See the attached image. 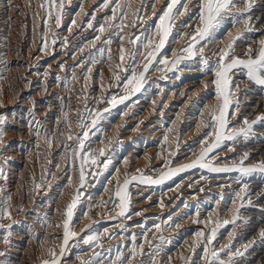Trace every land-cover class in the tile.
I'll return each mask as SVG.
<instances>
[{
	"label": "bare ground",
	"instance_id": "bare-ground-1",
	"mask_svg": "<svg viewBox=\"0 0 264 264\" xmlns=\"http://www.w3.org/2000/svg\"><path fill=\"white\" fill-rule=\"evenodd\" d=\"M193 1H195V4H198L200 2V0H187V8L189 10L184 11V14L178 16L176 18V20L174 21L175 23L176 22L179 23L178 26H181L185 22H187L188 27H182L181 26V33H183L184 35L178 41H175V40H173V37L177 34L176 29L174 32H172V35H170L168 38L169 45L166 44L165 47L161 50V53L157 56V63L160 59H162L163 57L166 56L170 62L168 66H170L169 68H171L172 62H174L177 58L176 56H173V54H172L173 50L179 54L181 48L183 46H185L186 42L188 41L189 35L194 34V28L197 26L202 27V25L198 24V20H197L198 8L194 7L193 5L190 6L193 3ZM242 1H244V0H242ZM245 1L246 2L252 1L256 5V7H259V8H256L258 10H256V12H254V16H252L251 19H252V22L254 23L253 26L255 27V29H253L254 27L252 28L253 29L252 31H254V30L260 31L262 26L259 25L260 24L259 23L258 24L259 26L256 27L255 21L259 20L262 16V10L261 9L263 7L262 8L260 7L261 0H245ZM113 2H114V0H108V7H106V8L99 7L103 3H105V0H103V2L100 3L94 9H92L93 5L89 9H86L85 8L86 6H85L84 7L85 9L83 11H80L81 9H79L80 12H78L79 16H78V20H77L76 24L73 25L72 23H68L69 25L65 28V26H66L65 25L66 22H65L62 27L59 26L60 28L55 33V35H57V38L64 36L65 39H70L72 41V43L79 44V46H81L82 41H83L82 36L85 33H88V30H86V29H89L87 27V23L89 22L90 18L92 16H94L95 19L91 20L90 22L92 24L95 23V29L93 30V32H90L91 34H89V35H92V36L94 35L95 37L99 36L100 37V39L98 40L99 44L97 45L94 43V45H93L92 42L95 39V37H94L93 40L87 42L85 45H87L88 43H92V45H93L92 47L95 48L94 52H97L99 50H103L102 53H104L103 54L104 59L103 60L101 59L102 61H98L97 63H95V65L91 61L92 65H94V66L91 68L92 69L90 72L91 75L88 77V79L86 78L87 81L90 82V84H91V91H89L91 97L94 99L95 98L99 99V100L97 99L98 102L95 106L96 107L95 110H97L98 113L103 114L102 116H104V118L102 121V126L96 128V129H92L89 126L88 128L84 129V131H87L88 133H89V131H92V134L89 135V136H91L90 141L92 140V142H90L88 144V146L84 152L87 153L90 151L93 155H97L99 153V151L101 149H103L105 152V155L103 157H98V160L101 163L98 166L93 167V168H96L94 170L91 169L92 167L86 168L85 169V175L89 174L90 178L92 176L96 175V177H97L96 178V184L97 185L100 184L101 180H103L106 175H109V177L106 180V183H105V186L103 187V190L100 192V195H98V196H97V193H95L96 191H98V188H95V187L88 190L89 192H87V193L84 192V190L80 191L82 193L81 196L84 197L86 195L85 196L86 201L90 200V198H92V197H95L96 201L98 202L97 203L98 205H96L95 208L93 207L89 213L88 218H90V219H88V220H90V222L82 223V225L79 224L81 226L80 232L84 235V240L87 239V237L90 235H93V236L98 235L99 239H98V241H93L90 244H85L86 249L88 248V250L85 249L86 253L81 252V254H78L75 257L77 259H79V261L80 260L90 261L91 264L95 261H96V263L98 262L97 264H99V261H100V264H124L125 261H127V264H204L206 262L204 260L205 258H204V251H203L205 246H207L210 249L211 246H214V244L212 245V243L215 240H218L217 243L215 244V247H213V249H215L216 251L219 249V253L222 255V254H226V252L228 253V251L226 250L227 249L226 246L228 245V241L232 237L231 234L232 235L237 234V236L239 237L238 241H242L243 237H247L248 232L245 231L247 228H244V227H246L248 224L246 226H242L243 227L242 229L238 228V230H234V231H232V229H235L236 227L230 228L231 229V233H229L231 236V237L229 236L230 239L228 236H226L224 234L217 235L218 228L221 227V226H219V227L217 226V222H219L220 225L224 224V221H228L227 224H229V223L232 224V223L238 222L237 217H239V216H237V214H234L236 212V211L234 212V210L236 208L235 209L233 208L235 206V204H237L238 201L237 200L234 201V199H235L234 196L237 192H241L243 189H240V187H242L241 186L242 184L240 185L238 191H237V189H235L236 185H237V182H236L237 180H233V181L228 180L231 177L226 178L227 176L225 177L222 174V172H212V173H218L219 175L213 174L214 176H211L210 179H207V178H204L203 175L201 176L199 174L200 176L199 175L197 176V174H195V176H193V178H191L189 175V176L184 177L180 180H177V182L176 181L172 182V180L170 178V179L165 180L161 184H146V183H139L137 181H132L129 184V187L127 189V196H128V199L126 201L127 208L124 211L123 215H120L121 207L119 206V199L117 197H115L113 195V193H114V191H116L118 186H122L124 184L125 179L131 180L132 176H139L141 172H143V174L146 176H151L153 179H158L161 175L167 173L170 169L183 167L184 165L191 164L194 160L197 159V157L199 156V154L203 150V147H202L203 143H200V140H199L201 138L200 135L203 134L202 135V137H203L204 133L209 131V129L203 127L202 125L201 126H198V125H200V121H204L205 123H207L209 121V115H208L209 110L214 108V107L218 109L222 103V101H220L216 98V96H215V85L211 83V81H213L215 79V75H212V74H211L212 76L205 75L202 79L200 78L201 80H196V78L199 77L201 70L199 68L198 69L195 68V66L193 65V61L195 60V58L193 61H192V59L191 60L184 59L179 65H177L174 69H172L170 71L161 70L164 68V65H162L160 63L152 64L150 66L149 72H148V74L149 73L150 74L146 76V79L144 81V86L140 92L135 93V94H131L130 99L125 100L124 103H118L117 102L115 106H113L110 103H107V101L113 95L116 96L117 101H119L122 96L126 95V93L122 90V84L125 81V77L129 75V72L122 71L121 68H128V66L130 64L135 63L136 61L140 60V58L138 59V56L141 55V53L147 52V50L144 52V49H146V48L142 47L145 36H147L148 39L153 40V41L155 38H157L153 27H150V26H153L154 24L158 23V19H156V17H158L160 15L161 10L166 6L168 0H117L114 4H113ZM81 3L82 2H80V4ZM97 3L98 2H96L95 4H97ZM116 3H119L120 7L116 8V13H115L116 19L113 20V19H111L112 15H113L112 9L116 6ZM180 3L182 4L181 0H180ZM153 4H155V9H153ZM251 4H253V3H251ZM89 5H90V3H89ZM243 5L246 6L247 4H243ZM81 6H83V4ZM177 8H180V4L177 5ZM90 9H92V10H90ZM236 9H237V7H236ZM106 10L108 13H105ZM181 10H183V9H181ZM125 12L127 13V15L122 16V13H125ZM193 12H194L193 16H195V17L194 18L192 17L190 19V21H188V15L192 14ZM250 14H252V13H250ZM69 17H70V15H69ZM232 17L227 18V16H226V19H224L222 24L214 31L211 39L205 45V47L203 49V53L208 49L209 51L205 52V54L206 53H208L207 55L210 54V56L212 58L217 53H219V51L221 49H224L230 42H232L235 39V36H234L235 33L232 30V28L228 29L229 25L231 27H233V22H231ZM106 18H108V19H106ZM0 19H2V18H0ZM5 19H6V17H5ZM7 19L9 20V18H7ZM228 20H230V21H228ZM247 20H249V19H247ZM71 21H69V22H71ZM134 22H135V26H133ZM107 23H112V25L114 27L112 26L113 29L111 30V28H110L111 31H109L107 35L102 37L103 33L96 31V29L101 25H103L104 29H106L105 26ZM120 23H122L125 26L123 28L116 27V25L120 24ZM247 24L248 23H246V25ZM175 28H176V26H175ZM69 29H71V30L69 31ZM237 36H239V33H236V37ZM134 38H138V39H136V43L135 44L130 43V40H132ZM258 39H259L258 41H260V38H258ZM109 40L111 41V43H105V41H109ZM54 41L55 40L53 39V42H50L49 45L45 44V46L42 48L40 53L33 58V61L38 60L39 56L41 57L43 55V51L49 50L50 52H52L56 46V43ZM95 42H96V40H95ZM201 43H204V42L201 41ZM236 44H237V41H235L234 45H236ZM234 45H233V47H234ZM247 45L250 46V44H247ZM247 45H246V47H247ZM251 45H253V43ZM257 46H259V45H257ZM197 47L199 48L200 44H197L196 48ZM121 48L125 49V51H124L125 59H124L122 64H121V60H120V55H121L120 49ZM247 48H249V47H247ZM45 49H47V50H45ZM134 50L137 51L138 55L135 58V60H132L131 54ZM77 52L75 51V53H77ZM247 52H248V50H247ZM0 55H2V54H0ZM246 55H248V53ZM60 57H62V55H60ZM207 57L209 58V56H207ZM237 57H238V55H237ZM75 58H76V56H75ZM91 58L94 59L93 57H91ZM1 59H2V57H1ZM64 59L63 60L61 59L63 62L61 61L60 64H59V62H57V60L53 59L54 61L49 62L48 65L46 66V71H48L49 73H58V71L60 69H62V67L65 64L71 63L70 60H68L67 58L65 60ZM189 61H192V62L190 63ZM73 62H75V61H73ZM154 63H156V62H154ZM78 64H76L77 65L76 67L72 66V67H74L75 71H77L79 69ZM141 64H139V65H141ZM118 65H120V68L117 67ZM35 67H36V65H35ZM66 67H68V66H66ZM89 68H87V69H89ZM74 70H73V72H74ZM142 70L143 69L141 68L140 71H142ZM140 71H138V73ZM117 72H119V75H120L119 81H117L115 79V76H114V74ZM33 73H34V71L32 72V74ZM81 73H83V72H81ZM23 75H25V74H23ZM35 75H36V73H35ZM43 75L44 76L42 77V79H45L46 74H43ZM74 75L75 74H73V76ZM69 77H71V76H69ZM30 78H31V74H30ZM46 79H47V76H46ZM243 81L246 82L247 80H243ZM44 83H45V81H44ZM36 84H37V82H36ZM50 85H48V86H50ZM88 85H89V83H88ZM120 85H121V87H120ZM253 86H255V85H253ZM52 87H50V88H52ZM55 87H57V84ZM204 88H206V90H204ZM42 89H43V87H42ZM255 89H257V88H255ZM243 90H244V86H243ZM248 90H250V89H248ZM262 94H263V91H262ZM262 94H261V96H262ZM80 96H81V94H80ZM238 96H239V94H238ZM37 97L39 98V96H37ZM236 97H237V95H236ZM252 98H255V97H252ZM89 99H91V98H89ZM80 100H81V98H80ZM50 101H51V99H50ZM55 101H56V99H55ZM35 102H36V100H35ZM259 102H260V99L257 98V99H255L253 106H251V107H245L244 106V108L239 107L240 108L239 112L240 113L242 112L245 116L244 119H247L249 122H252L253 120H255L256 116H258V114L260 112H262L261 110H258ZM263 102H264V100H263ZM22 103H24V101ZM91 103H92V101H91ZM32 104L33 103H31V105ZM51 105L53 106V104H51ZM41 106H38L35 109V112H34L35 117L38 115H39V117H41L43 115L41 112ZM46 106H47V104H46ZM78 106H80V105H78ZM74 108H72V109H74ZM79 108H83V107H79ZM82 112H83V110H82ZM82 112L79 111V113H81V115H82ZM83 113H85V112H83ZM201 113L203 115H201ZM95 114H97V113L95 112ZM93 116H92V119H93ZM1 117H0V119H1ZM77 118H79V117H77ZM54 119H57V118H54ZM84 119H87V118H84ZM47 121H49V120H47ZM54 122H56V121H54ZM89 122H91V121H89ZM99 122H101V121H99ZM229 122L233 123L232 118H231V120H229ZM46 123H48V122H46ZM76 123H80V122H76ZM240 123H241V121H240ZM258 124L259 123H257V125ZM89 125H90V123H89ZM229 129L231 130V128H229ZM43 130H42V132H43ZM10 131L12 132V130H10ZM16 132H14V133H16ZM26 132H28V130ZM21 133H23V132H21ZM35 133H36V131H35ZM81 133H79V134H81ZM231 133H233V132L231 131ZM31 134L29 132V135H31ZM37 134L38 133H36V135ZM44 134H45V132H44ZM262 134H264V133H262ZM165 136H167V138H168L167 142H165ZM23 137H24V135H23ZM24 139H25V137H24ZM34 142L36 143V141H34ZM209 143H211V142H209ZM85 144H86V142H85ZM31 147H32V145H31ZM259 147H260V144L255 146V148H257V149ZM255 148H253V149H255ZM10 149H11V147H10ZM94 150H97V152L95 151L96 153H93ZM249 151H251V150H249ZM242 153H243V151H242ZM257 155H259V154H257ZM11 156H12V154H11ZM7 157H5V158H7ZM107 158L111 159V164H109L107 170H104L102 167V163ZM23 159H22V161H23ZM125 161H127V163H125ZM246 163L249 164V162H246ZM223 165H225V163L217 162V164L212 165V166L217 167V168H223ZM237 165H239V164L237 163ZM88 166H89V164H88ZM232 167L234 168L236 166H232ZM185 172H180V173H185ZM206 172H209V171L206 170ZM70 173H72V172H70ZM16 175H17V172H16ZM18 175H19V173H18ZM89 175H88V178H89ZM177 175H179V174H177ZM208 177H210V176H208ZM68 178H70V177H68ZM50 179H51V177H50ZM192 179H194V181L189 183V181ZM228 181H230V182L225 183ZM117 182H118V184H117ZM202 183H203V185H200ZM197 186H199V187L196 188ZM231 187H233V188H231ZM245 187H247V186H245ZM245 187H243V188H245ZM232 192H233V194H232ZM43 193H45V192H43ZM147 193H148V195H146ZM241 193H239V194H241ZM52 194H54V193H52ZM145 195L147 197L145 199H143V197ZM34 197H33V200H34ZM214 197H217V198L214 199ZM231 198H232V201H231ZM247 198H248V195H247ZM240 199H242V198H240ZM251 199H248V200L250 201ZM85 200L82 202V205L86 202ZM50 201H51V199H50ZM109 201H111V203H113V204L110 208V211H107V209H108L107 205H108ZM93 202L95 204V201H93ZM244 203L242 205L246 206V205H244ZM17 204H19V203H17ZM88 204L90 205V201L88 202ZM48 205H49V203H48ZM48 205L46 204V206H48ZM251 205L253 206V203ZM257 205L258 204H256V206ZM19 206H20V204H19ZM93 206H95V205H93ZM239 206H241V205H239ZM22 207H21V209H23V208L25 209V207H23V208ZM91 207H92V204H91ZM0 208L2 209V207H0ZM18 211H20V210H18ZM42 212H44V211H42ZM85 212L87 213V211H85ZM244 212H245V210H244ZM22 213H23V211H22ZM86 213H84V214H86ZM19 214H20V212H19ZM25 215H26V213H25ZM250 215H252V214L246 213V215L241 214L240 217L242 216L245 219V216H246V219H248ZM254 215H255V213H254ZM43 217H45V216H43ZM82 217L83 216H81L80 218H82ZM261 217H263V216H261ZM258 218H259V216H258ZM5 219L7 221V218H5ZM5 219H4V221H5ZM239 219H242V218H239ZM12 221H13V219H12ZM90 223H92L91 224L92 226H90V228H88V225ZM262 223H263V221H262ZM3 224L5 225V222ZM236 225H234V226H236ZM258 225H260V224H258ZM253 227L256 228V226H253ZM78 228H79V226H78ZM248 228H250V226ZM259 228H260V226H259ZM262 228H260V229L262 230ZM256 229H258V228H256ZM256 229H255V231H256ZM212 230H215L216 236L212 240L211 244H207V239L211 237V231ZM261 230H260V233H262ZM76 232H77V230H76ZM197 232H203V233H205V236L199 237L196 235ZM229 232H230V230H229ZM257 232L259 233V231H257ZM8 233H10V232H8ZM16 233H17V231H16ZM76 235H77V233H76ZM227 235H228V232H227ZM251 235H252V232H251ZM62 237L63 236H61V238ZM252 237H253V235H252ZM247 238L249 239V237H247ZM70 239H72V238H70ZM74 239H76V237ZM28 240H29V238H28ZM82 240H83V238H82ZM2 241H3V239H2ZM251 241H253V240H251ZM12 243H14V242H12ZM77 244H79V243H77ZM241 246H242V244H241ZM247 247L249 248V246H246L245 248H247ZM24 249H22V250H24ZM85 250H83V251H85ZM243 253H242V255H243ZM253 253H255V252L250 253V255L251 254L253 255ZM155 254H157L158 256L156 255L157 258L156 259L154 258L155 260L152 261L153 255L155 256ZM58 255H60V254H58ZM71 256H72V254H71ZM118 256L120 257V259H117ZM228 256H230V255L228 254ZM243 256H245V255H243ZM254 256L257 257L258 254H255ZM75 257H74V259H75ZM232 257H235V256H232ZM229 258H231V257H229ZM57 259H55V260H57ZM59 259H61L60 256H59ZM225 259H227V256ZM203 260H204V263H203ZM257 260H259V259L257 258ZM43 261H44V259L42 260V262ZM225 261H227V260H225ZM42 262H41V264H42ZM48 262L50 263V260ZM228 262H230V261H228ZM12 263H13V261H12ZM18 263H19V261H18ZM69 263H71V262H69ZM0 264H3V263L0 262ZM65 264H67V263H65ZM73 264H74V262H73ZM240 264H242V263H240ZM256 264H257V262H256Z\"/></svg>",
	"mask_w": 264,
	"mask_h": 264
},
{
	"label": "rangeland",
	"instance_id": "rangeland-1",
	"mask_svg": "<svg viewBox=\"0 0 264 264\" xmlns=\"http://www.w3.org/2000/svg\"><path fill=\"white\" fill-rule=\"evenodd\" d=\"M79 1L82 3L80 4ZM116 1L117 0H114L113 4ZM181 1L183 4L184 0H181ZM96 2H98V3L95 4ZM102 2H103V0H97V1L96 0H65L63 10H62L61 24L57 25L55 23V19H56V15L60 14V9H59V7H57L56 9L50 8L49 4H48V0H10V1L9 0H0V18H2V19H0V54H2V55H0V59L2 57V59L0 60V117L2 116L1 119L3 121L2 123H0V130L1 129L3 130V136H2V138H0L1 139L0 140V145H1L0 146V160L2 159L0 161V207H2V209H7V212L10 213V216H11V218H10L11 220L9 218H7V221L5 218H4L5 221H4V219H2V220L0 219V262L3 264H41L43 259L45 262L46 261L48 262L50 260L49 264H51V262L53 261L54 258L55 259L58 258L57 260L60 261L59 264H65V263H67V264L72 263L73 264V262H74V264H76L79 261V259H77L75 256H77L78 254H81V252L86 253V250H88V248L86 249V245L83 242L84 241V235L80 232V227H81L80 225H82V223L90 222V220H88V219H90V218H88L89 213L93 207L95 208L96 205H98L97 204L98 202L96 201L95 197H92V198H90V200L86 201L85 200L86 199L85 194L87 192H89L88 190L95 187V188H98V191H96L95 193H97V196L100 195V192L103 190V187L105 186L106 180L109 177V175H106L105 178L103 180H101L99 185L96 184V178H97L96 175L92 176L91 178H90L89 174H88L89 178H88V175H86V180H87L86 186L82 189H79L80 191L84 190V192H86L84 194L85 196L84 197L81 196L79 203H77L76 208L73 210L72 220L69 222V229L71 232H73L75 234L70 237L72 239L69 238L67 245H65L63 242L64 241V232L63 231H64V223L66 221V215H65L66 206L69 203H71L73 197L76 195L77 189L79 188V174L80 173L78 170H80V162H79L80 161L79 160L80 159V150L77 148L78 141L76 139L78 136H80L79 133L83 132L84 129H82L80 127V123H76V122H80L81 120H84L85 123H88L89 121L95 120L97 117V114H101V113H98L97 110H95L96 109L95 106L98 102L97 101L98 98H95V99L92 98L90 93H89V91H91V84H90V82L87 81V79L91 75V73H90L91 71L90 72L87 71L88 70L87 68H89V67L92 68L95 65V63H97L98 61H102L104 59V55H103L104 53H102L103 51H100V50L97 52H94L95 48L92 47L94 45V43L97 45L99 44L98 40L96 39V37L94 35L93 36L89 35V34H91L90 32H93V30L95 29V23L92 24L91 28H89L90 30L86 29V30H88V33H85L82 36L83 41H82L81 46H79V44L72 43V41L70 39H65L64 36L57 38V35H55V33L57 32V30L60 27H62L64 25L65 22H66L65 28L69 25L68 23H71L73 21V19L77 22L78 16H79L78 12L83 11L85 8L89 9L92 7V5H93L92 9H94ZM89 3H90V5H89ZM251 3H253V4H251ZM42 4L44 5L43 8L40 7V5H42ZM58 4H59V0H57V5ZM82 4H83V6H81ZM194 4H195V1H193V3L190 6H192ZM234 4L236 6L231 9L230 14L227 16V18L233 16L232 21H231V22H233V27H231L229 25L228 29L232 28V30L235 33L234 34L235 38H236V33H239L240 37H239V39H235V41H237V44L234 45V47H233L234 51L232 54L236 57L238 55V57L241 59H247L248 55H253L255 53H258L259 48L261 46V41H264V19H263L264 18V0H261V2H260V4H261L260 7L261 8L263 7L261 9L262 10V16L259 20H256V21L254 20L256 22V27L259 25H261L262 27H261L260 31L254 30L255 32L252 31L253 29H255V27L253 26L254 23L252 22L251 17L254 16V12H256V10H258L256 8H259V7H256L254 2H252V1L246 2L245 0L244 1L234 0ZM243 4H247V5L244 6ZM249 4H251L250 9H249V7H247ZM236 7H237V9H236ZM79 9H81V10L79 11ZM92 9H90V10H92ZM107 10L105 11V13H108ZM49 12H52L51 17H49V15H48ZM239 13H243V16L237 15ZM250 13H252V14H250ZM193 14H194V12L192 14L188 15V21H190V19L192 17L193 18L195 17V16H193ZM69 15H70V17H69ZM5 17H6V19H5ZM7 18H9V20ZM246 18L249 19L250 21L247 20ZM156 19H157V17H156ZM225 19H226V17H225ZM69 21H71V22H69ZM228 21H230V20H228ZM246 23H248V24L246 25ZM174 24H173L174 26L172 28V32H174L176 29L177 33L179 30H180L179 33H181V26H178L179 23L174 22ZM54 26L55 27L57 26V27L55 28ZM106 26H105L106 29L104 30V32H102L103 33L102 37L107 35L108 32L113 29L112 23H107ZM175 26H176V28H175ZM249 26L251 27V31L247 30L249 28ZM110 28H111V30H110ZM94 37H95V39L93 40ZM156 37L157 38H155L154 41L158 40L157 35H156ZM257 37L260 38V41H258L259 39ZM53 39L55 40L54 42L56 43V46L53 49V51L50 52L49 50L45 49L47 51H43V55L41 57L39 56L38 60L33 61V58L40 53V51L45 46V44L49 45L50 42H53ZM91 40H93V42H92L93 45H92V43H88L87 45H85L87 42H89ZM95 40H96V42H95ZM251 42L253 43V45H251L252 44ZM166 44L169 45L168 42ZM247 44H250V46ZM246 45L249 48H247ZM257 45H259V46H257ZM80 47H83V52L80 51ZM249 49H251L252 51L250 52ZM146 50L148 51L150 49H144V52ZM247 50H248V52H247ZM75 51L76 52L78 51V52L75 53ZM208 51L209 50L207 49L205 52H208ZM245 51L248 53V55H246L247 53ZM205 52L203 54L202 53L198 54L195 57V60L192 59V61L193 60L195 61V62L193 61V65L195 66V68H197V69L199 68L201 70V73H200L199 77L196 78V80H201L205 75H210V76L214 75V73L210 69L215 66V64L218 60V55L217 56L215 55L214 57L211 58L210 54L207 55L208 53L205 54ZM60 55H62V57H60ZM201 55L203 56L204 59L208 60V67H205V65L202 63L201 58H200ZM75 56H76V58H75ZM207 56H209L210 59ZM91 57H93L95 60L92 59ZM64 58L65 59L67 58L68 60H70L71 63L65 64L62 67V69H60L58 71V73H49L48 71H46V66L48 65L49 62H51V61L53 62L54 61L53 59L57 60V62H59V64H60ZM139 58H140V60L135 62V64L138 62L137 65L144 63L143 55H139L138 59ZM73 61H75V62H73ZM91 61L94 65H92ZM192 61H189V62L191 63ZM226 62H229V61H226ZM76 64H78V67H79V69L77 71L74 70V67L77 66ZM153 64H158V63L156 62ZM35 65H36V67H35ZM66 66H68V67H66ZM72 66H74V67H72ZM168 67H170V66H168ZM141 68L142 67H137L136 68L137 72L140 71ZM73 70H74V72H73ZM33 71H34V73H33L34 75L32 74ZM81 72H83V73H81ZM234 72H235V75L232 76V79L234 81L239 82L238 83V89H239L238 91L239 92L238 91L235 92V94H234L235 99H233V101H232L233 103H231L229 110H228V117H227L228 122H229V120H231V118H232V122H233V123H230V122L228 123V129L231 128V130L230 129L228 130V132L230 131L229 134H234L235 132H239L241 129H245L247 127V125L243 124V120H245L244 119L245 116L242 112L241 113L239 112L240 108H244V106L245 107L253 106L255 99L258 98V99H260L258 110H261L262 112L259 113L260 115L258 114V116H256L255 120L250 122V123H253L252 125H254V126L252 127V131L249 133L247 138H245L243 136H237L235 140H227V139L224 140L220 148L215 149L212 153L209 154V162L210 163L212 162L211 163L212 165L217 164V162L225 163V165H223V168H228L229 166H230L229 168H231L232 166H236V167L238 166L239 167V166H241L240 162H241L242 156H244L245 153H248V154L250 153L251 155L249 154V158L244 160L243 166L253 167V166L259 165L262 161H264V134H262V133H264V130H263L264 129V125H263L264 120L260 121L257 119L258 117H262L264 115V104H263L264 103L263 102V100H264V98H263L264 97V89L263 88L264 87H261V86L259 87V85L256 86V84L252 83V82L250 83L248 81L247 77L244 75L242 70L235 69ZM35 73H36V75H35ZM72 73L75 75L73 76ZM23 74H25L26 76ZM30 74H31V78H30ZM43 74H46L45 75V79L47 76L46 80L42 79V77L44 76ZM149 74H147V75H149ZM69 76H71V77H69ZM243 80H247V81L245 82ZM44 81H45V83H44ZM36 82H37V84H36ZM88 83H89V85H88ZM56 84H57V87H55ZM48 85H50V86H48ZM253 85H255V86H253ZM243 86H244V90H243ZM42 87H43V89H42ZM50 87H52V88H50ZM120 87H121V85H120ZM255 88H257V89H255ZM248 89H250V90H248ZM204 90H206V88H204ZM262 91H263V94H262ZM80 94H81V96H80ZM238 94H239V96H238ZM261 94H262V96H261ZM236 95H237V97H236ZM37 96H39V98ZM251 96L255 97V98H252ZM79 97L81 98L82 101L80 100ZM89 98H91V99H89ZM31 99L32 100L34 99V100L32 101ZM50 99H51V101H50ZM55 99H56V101H55ZM35 100H36V102H35ZM23 101L25 104L22 103ZM91 101H92V103H91ZM31 103H33V104L35 103L36 105L35 104L31 105ZM45 103L47 104V106ZM51 104H53V106ZM78 105H80V106H78ZM38 106H41V112L43 114L41 117H39V115L35 117V115H34L35 109ZM79 107H83L84 109L79 108ZM72 108H74V109H72ZM82 110L85 113H83ZM28 111L29 112L31 111V112L29 113ZM79 111L82 112V115H81V113H79ZM89 112H91V115H88ZM95 112L97 114H95ZM102 115L103 114H101L102 119H100L101 122H99V125H97L96 128L102 126V121L104 118V116H102ZM92 116H93V119H92ZM77 117H79V118H77ZM54 118H57V119H54ZM84 118H87V119H84ZM47 120H49V121H47ZM54 121H56V122H54ZM240 121H241V123H240ZM46 122H48V123H46ZM89 123H90L89 126L91 127V122H89ZM257 123H259V124L257 125ZM92 129H94V128H92ZM10 130H12V132ZM27 130H28V132H26ZM42 130H43V132H42ZM35 131H36V133H38L37 135H36ZM231 131L233 133H231ZM14 132H16L17 134ZM21 132H23V133H21ZM29 132H30V134L31 133L32 134L29 135ZM44 132H45V134H44ZM91 134H92V131H89V135H91ZM23 135H24L25 139L27 138L26 140L24 139ZM202 135H200L201 138H202ZM69 137H71V139H69ZM212 137H209L207 143H203V146H202L203 149L208 147L209 144H211L214 141L215 136L213 135ZM201 138L199 139L200 141H201ZM90 139H91V136H89V138L84 141V144L86 142L84 151L86 150L88 144L90 142H92V140L90 141ZM34 141H36V143ZM209 142H211V143H209ZM258 144H260V147L258 148L259 150L257 148H255V146ZM31 145H32V147H31ZM10 147H11V149H10ZM253 148H255V149H253ZM249 150H251V151H249ZM95 151L97 152V150H94L93 153H96ZM242 151H243V153H242ZM11 154L13 157L11 156ZM257 154H259V155H257ZM5 157H7V158H5ZM22 159H23V161H22ZM246 162H249V164ZM237 163L239 165H237ZM88 164H89V166H88ZM88 164H86L87 166L85 165V169L88 167H90V168L92 167L91 168L92 170L96 169V168H93V166L90 163H88ZM198 168L199 167H197L196 169L191 168L188 171H186L187 173L186 172L185 173H178L179 175H175V176L171 177V180H172V182H175V181L177 182V180H180V179L187 177L189 175L191 178H193V176H195V174H197V176L200 174L201 176L203 175L204 178L210 179L211 176H214L213 174H218V173L206 172V170H207L206 168H199V169ZM16 172H17V175H16ZM70 172H72V173H70ZM18 173H19V175H18ZM222 174L225 177L227 176L226 178L231 177L228 180H231V181L237 180L236 181L237 185L235 188V189H237V191H238L241 184H242L241 185L242 187H240V189H243V190L241 191L242 193L237 192L234 196V198H235L234 201L235 200L238 201V202L236 201L237 204H235V206L233 207L234 209L235 208L237 209V210L236 209L234 210V212L236 211L234 214H237V216H239V217H237L238 222L232 223L233 225L231 223L222 224L221 227L218 228L217 235L224 234V235L229 237L230 236L229 233H231L230 228L236 227L235 229H232V231H234V230H238V228L242 229L243 228L242 226H246L248 224L244 228H247L245 231L248 232L247 237H249V239L247 237H243L242 241H238L239 237L237 236V234H235V235L231 234L232 237L230 236L231 239L229 237V239H230L228 241L229 246L228 245L226 246V248H227L226 250L228 251V253L229 252H236L238 250L241 253L244 252L243 255H245V256H243V255L235 256V257L231 256V258H229L230 256H228V253L226 252V254H222V255L219 253V255L222 257V258L221 257L220 258L224 260L227 256V259H225L227 261L224 260V264H229V263L230 264H240V263H242V264H246V263L247 264L248 263L249 264H256V262H257V264H259V263L264 264V258H263L264 257V238H261V235H260L261 234L260 228L263 227L261 232H264V226H263L264 225V210H263L264 209V206H263L264 205V202H263L264 201V189H263L264 188V172L256 171V172H252L250 174H243V173H240L237 171H232V172H222ZM208 176H210V177H208ZM50 177H51V179H50ZM66 177L71 178V184L68 183L69 178L67 179ZM193 181H194V179L190 180L189 183L193 182ZM229 182L230 181L225 182V183H229ZM37 185H39V188L36 187ZM200 185H203V183ZM199 186H197L196 188H198ZM245 186H247V187H245ZM243 187H245V188H243ZM231 188H233V187H231ZM43 192H45V193H43ZM52 193H54V194H52ZM239 193H241L242 195ZM3 194L4 195L6 194L5 195L6 197ZM232 194H233V192H232ZM146 195H148V193ZM146 195L143 197V199H145L147 197ZM247 195H248V198H247ZM33 197H34V200H33ZM216 198L217 197H214V199H216ZM240 198H242V199H240ZM50 199H51V201H50ZM248 199H251V200L249 201ZM84 200L86 202L82 205V202ZM89 201H90V205L88 204ZM93 201H95V204ZM231 201H232V198H231ZM47 202L49 203V205ZM17 203H19L20 206ZM243 203L246 206H239V205H242ZM252 203H253V206L251 205ZM46 204L48 206H46ZM91 204H92V207H91ZM112 204L113 203H111V201H109V203L107 205V208H108L107 211H110ZM256 204H258V205L256 206ZM93 205H95V206H93ZM22 206L25 207V209ZM21 207L23 209H21ZM18 210H20V211H18ZM21 210L23 211V213ZM244 210H245V212H244ZM42 211H44V212H42ZM85 211H87V213ZM19 212L21 215L19 214ZM25 213L27 216L25 215ZM84 213H86V214H84ZM246 213H251L253 216L250 215L248 219H246V216H245V219L242 216L240 217L241 214L246 215ZM254 213H255V215H254ZM43 216H45V217H43ZM81 216H83V217L80 218ZM258 216H259V218H258ZM261 216H263V217H261ZM239 218H242L243 220L239 219ZM12 219H13V221H12ZM262 221H263V223H262ZM4 222H5V225L3 224ZM91 224L92 223H90L88 225V228H90V226H92ZM258 224H260V225H258ZM234 225H236V226H234ZM78 226H79V228H78ZM249 226H250V228H248ZM253 226H256V228H258V229H256ZM259 226H260V228H259ZM255 229H256V231H255ZM76 230H77V232H76ZM229 230H230V232H229ZM7 231L10 233H8ZM16 231H17V233H16ZM257 231H259V233ZM227 232H228V235H227ZM251 232H252L253 237L251 235ZM76 233L78 236L76 235ZM61 236H63L62 237L63 239L61 238ZM75 237H76V239H74ZM28 238H29V240H28ZM82 238H83V240H82ZM2 239H3V241H2ZM5 239H7V241H8L7 243L4 242ZM251 240H253V241H251ZM217 241L218 240H215L212 243V245L214 244V246H211L210 249L211 248L213 249V247H215V244L217 243ZM12 242H14V243H12ZM76 242L79 244H77ZM241 244H242V246H241ZM244 246L245 247L249 246V248L247 247L248 248L247 249ZM62 247L64 249V251H63V254L65 253L64 255L61 253ZM22 249H24V250H22ZM83 250H85V251H83ZM52 251L55 252V257H53L50 254ZM217 251L219 252V249ZM252 252H255V253H253V255L251 254L252 255L251 256L250 253H252ZM58 254H60V255H58ZM71 254H72V256H71ZM255 254H258V256L255 257L254 256ZM156 255L157 254H155V256L153 255L152 261H154L157 258L158 255L157 256ZM59 256L61 259H59ZM74 257H75V259H74ZM257 258L259 260H257ZM209 259H211V257H209ZM204 260L207 262V259H204ZM204 260H203V263H204ZM12 261H13V263H12ZM18 261H19V263H18ZM44 261L42 262V264L45 263ZM82 261L83 260H80L77 264H81ZM228 261H230V262H228ZM69 262H71V263H69ZM206 262L204 264H208V262L207 263ZM97 263L95 261L92 264H97ZM99 264H100V261H99Z\"/></svg>",
	"mask_w": 264,
	"mask_h": 264
},
{
	"label": "snow or ice",
	"instance_id": "snow-or-ice-1",
	"mask_svg": "<svg viewBox=\"0 0 264 264\" xmlns=\"http://www.w3.org/2000/svg\"><path fill=\"white\" fill-rule=\"evenodd\" d=\"M65 0H59V4L57 5V0H48L49 7L52 9H56L59 7L60 14L56 15L55 23L57 25L61 24V17H62V10L64 6ZM180 4V8H177V5ZM194 7L198 8L197 13V20L198 24L202 25L197 26L194 28V34L189 35V39L186 42L185 46H183L180 50V53H176L173 50V56H176V60L172 62V67L169 68V60L165 56L162 59L158 61V63L164 65V68L161 69L163 71H170L174 69L177 65H179L184 59H194L198 54L203 53V49L207 42L211 39L214 31L222 24L225 17L228 16L231 12V9L235 7L234 0H200L198 4L193 5ZM40 7H44V5H40ZM101 8L108 7V0H105V3H103ZM120 4L116 3V6L112 9V17L111 19H116V8H119ZM248 7H251V4L248 5ZM153 9H155V4H153ZM183 9V10H181ZM187 8V0H184V3L181 4L180 0H168L166 6L161 10L160 15L157 17L158 23L154 24L153 27L154 32L158 36V40H150L147 36L144 37V42L142 44L143 48L150 49L149 51L145 53H141L143 55L144 63L142 65H137L135 63H132L128 66V68H121L122 71L129 72V75L125 77V81L122 84V90L126 93V95L122 96L119 101H117V98L115 95H113L107 103L112 104L113 106L116 105V103H124L125 100L130 99L131 94H135L141 91V89L144 86V81L146 79V76L149 72L150 66L157 62V56L161 53V50L165 47L166 43L168 42V38L170 35H172V28L174 21L176 18L180 15L184 14V11H188ZM49 17H51L52 12H49ZM127 13H122V16H126ZM237 15L243 16V13H239ZM95 19L94 16H92L87 23V27L91 28L92 23L91 20ZM108 19V18H106ZM73 25L76 24V21L73 20L71 22ZM125 25L122 23L117 24L116 27L123 28ZM135 26V22L133 24ZM182 27H188L187 22H185ZM71 29H69L70 31ZM103 25L99 26L96 31L98 32H104ZM249 31H251V27L248 28ZM184 34L183 33H177L173 40L178 41ZM97 40L100 39L99 36L96 37ZM136 39L134 38L130 40V43L135 44ZM235 39H239V36H237ZM235 39L230 42L224 49H221L218 55V60L213 68L210 70L214 73L215 79L211 81L212 84L215 85V96L218 100L222 101L220 107L212 108L209 110V121L205 123L204 121H200V125L207 129H209L208 132L204 134V136L201 138L200 143H207L209 137L215 136L214 141L209 144L208 147L204 148L196 160H194L191 164L184 165L180 168L170 169L167 173L161 175L158 179H153L151 176H146L143 174V172L140 173L139 176H132L131 180L125 179L124 184L122 186H118L116 191H114L113 195L119 199V206L121 207V213L120 215L124 214V211L127 208V189L129 187V184L132 181H137L139 183H146V184H161L165 180L170 179L171 177L177 175L180 172L188 171L191 168H206L209 172H231V171H237L243 174H250L252 172L260 171L264 172V161H262L259 165L253 166V167H244L243 163L244 160L249 158V154L245 153L244 156L241 159V166L235 167V168H217L212 166V164L209 162V154L212 153L215 149L220 148L224 140H235L237 136H243L245 138L248 137L249 133L252 131V123H250L247 119L243 121L247 127L245 129H241L239 132H235L234 134H229L228 132V110L232 103V100L235 99V92L238 91V83L237 81H234L232 79V76L235 75L234 70L240 69L243 71L244 75L247 77L249 82L255 83L256 85H259L261 87H264V41H261V46L259 48L258 53H255L253 55H249L247 59H241L239 57L234 56L232 53L234 51L233 45L235 43ZM203 41L204 43H201ZM105 43H111V41H105ZM200 44L199 48H196V45ZM80 51H83V47L80 48ZM103 51V50H100ZM124 51L125 49L121 48L120 52V60L121 64L123 63L125 57H124ZM251 52L252 50L249 49ZM138 53L136 50H134L131 54V59L135 60ZM202 63L205 65V67H208V60L204 59L203 56H201ZM230 61V62H226ZM83 63V62H82ZM120 68V65L117 66ZM137 67H142V71L139 73L136 71ZM88 71H91V68L88 69ZM115 79L117 81L120 80L119 72L114 74ZM207 87V86H206ZM238 107V106H237ZM89 115H91V112H89ZM201 115H203L201 113ZM100 119H102L100 114H97V118L95 120L91 121V127L96 128L99 124ZM258 120H264V117H258ZM3 121L0 120V123ZM80 127L82 129L88 128L89 124L85 123L84 120L80 121ZM3 136V131L0 130V138ZM89 138V133L87 131H83L80 136L77 137L78 141V149L80 150V170H79V188L77 189L76 195L73 197L71 203H69L66 206V221L64 223V244L67 245L68 240L71 236L74 235L73 232L69 229V222L72 220L73 216V210L76 208L77 203L79 202L82 193L79 189H82L86 185V175H85V165L90 163L93 167L98 166L101 162L98 160V157H103L105 155V152L103 149L99 151L97 155H93L90 151L85 153V144L84 141ZM71 139V137H69ZM167 136H165V142H167ZM127 163V161H125ZM109 164H111V159L107 158L103 163L102 167L104 170L108 169ZM139 171V170H138ZM68 183L71 184V178H69ZM118 184V182H117ZM39 188V185L36 186ZM103 203V202H102ZM243 206V205H241ZM4 218H11L10 213L7 212V209H0V219ZM228 221H224V224H227ZM217 226H221L219 222H217ZM197 236L204 237L205 233L203 232H197ZM261 237L264 238V232H262ZM216 232L215 230L211 231V237L207 239V244H211L212 240L215 238ZM99 236L98 235H90L85 239L83 242L85 244H90L93 241H98ZM7 243V239L4 241ZM63 247L61 248V253L63 254ZM204 258L207 259L208 264H224V260L220 258L219 252H217L215 249H209L207 246L204 247ZM53 257H55V252L52 251L50 253ZM231 256H241L242 253L239 251L236 252H229L228 253ZM211 257V259H208ZM117 259H120L118 256ZM45 264H49V262H45ZM51 264H59V260H53ZM81 264H91L90 261H82ZM124 264H127V261L124 262Z\"/></svg>",
	"mask_w": 264,
	"mask_h": 264
}]
</instances>
